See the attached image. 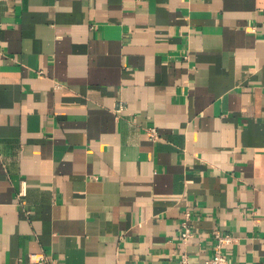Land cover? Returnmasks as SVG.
Returning <instances> with one entry per match:
<instances>
[{
  "label": "crops",
  "instance_id": "1",
  "mask_svg": "<svg viewBox=\"0 0 264 264\" xmlns=\"http://www.w3.org/2000/svg\"><path fill=\"white\" fill-rule=\"evenodd\" d=\"M217 231L264 264V0H0V264L203 261Z\"/></svg>",
  "mask_w": 264,
  "mask_h": 264
},
{
  "label": "built area",
  "instance_id": "2",
  "mask_svg": "<svg viewBox=\"0 0 264 264\" xmlns=\"http://www.w3.org/2000/svg\"><path fill=\"white\" fill-rule=\"evenodd\" d=\"M146 134L148 138L153 141L160 138V133L156 127L148 128ZM27 213H29V211H27ZM187 220L183 222V230L181 232V239L184 243L194 236V232ZM214 238V250L211 256L203 261H192L187 253H183L177 264H230L226 249L229 245L235 242L236 237L231 234H223L217 231ZM34 262L37 264L51 263L43 253L38 254V258Z\"/></svg>",
  "mask_w": 264,
  "mask_h": 264
}]
</instances>
